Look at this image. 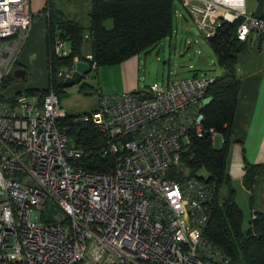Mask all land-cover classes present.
<instances>
[{
    "label": "built area",
    "instance_id": "1",
    "mask_svg": "<svg viewBox=\"0 0 264 264\" xmlns=\"http://www.w3.org/2000/svg\"><path fill=\"white\" fill-rule=\"evenodd\" d=\"M179 1L207 39L222 21L239 20V40L264 42V17L246 0ZM31 23L28 0H0V264H230L204 232L215 180L179 167L192 137L213 145L221 135L204 120L214 76L98 92L97 106L73 121L97 128L98 150L113 163L86 169L81 159L96 144L69 142L55 89L31 79L23 86L13 74ZM64 41L54 36L55 54Z\"/></svg>",
    "mask_w": 264,
    "mask_h": 264
},
{
    "label": "trees",
    "instance_id": "2",
    "mask_svg": "<svg viewBox=\"0 0 264 264\" xmlns=\"http://www.w3.org/2000/svg\"><path fill=\"white\" fill-rule=\"evenodd\" d=\"M172 1L90 0L89 22L85 25L77 19L67 17L57 0H46L43 11L48 18L50 39L47 56L50 85L55 89V81L57 87L63 86L58 82L60 69L70 68L74 56L86 59L83 54L86 43L97 66L118 63L158 43L172 31ZM107 20H110L109 24H106ZM238 23L239 20L222 21L218 25L216 34L208 39L222 71L214 76V81L207 89L211 99L204 106V120L206 125H212L223 131L225 143L218 148L211 144L207 135L192 137L181 152L179 167H183V170L190 174L204 169L206 174L215 180L216 195L204 231L205 236L217 243L229 255L230 264H264V210L255 209V217L249 219V223L243 226L242 211L235 200V189L227 171L226 142L239 88L234 63L237 53L245 51L249 42L237 38ZM85 33L87 39L84 38ZM55 35H60L69 41V54L59 56L54 53L52 44ZM11 78L13 75L9 74L4 83H8ZM78 87L83 93L93 91L86 81L79 83ZM74 115V113H65L60 118L64 123H68L67 131L74 135L76 142L82 141L91 148L96 146L92 148L91 153L81 159V164L90 170H108L113 158L98 150L97 144L101 134L92 123L73 121ZM92 144L96 145L92 146ZM259 167L261 166H246L242 175L243 185L251 191L250 202ZM222 188H224L223 192H221Z\"/></svg>",
    "mask_w": 264,
    "mask_h": 264
},
{
    "label": "crops",
    "instance_id": "3",
    "mask_svg": "<svg viewBox=\"0 0 264 264\" xmlns=\"http://www.w3.org/2000/svg\"><path fill=\"white\" fill-rule=\"evenodd\" d=\"M45 1L46 0H28L29 11L32 15V23L26 32L24 41L18 52L17 62H15V65H18V67L26 69L25 78H27V80L31 79L39 85L46 84L47 80L50 78V68L47 59L50 40L48 35V18L43 11ZM57 3L61 6L62 12L67 17L77 19L80 22L84 17V21L86 22H84V24H88L90 0H84L80 4L77 3V0H57ZM172 4L174 14L172 15L173 24L174 16H179L181 20L179 26L177 22L175 23L176 30L178 27H185L184 25L188 21L187 15L194 22L193 16L181 5L179 0H173ZM173 30L174 29H172L171 33L167 36H171ZM86 37L87 34L85 33L84 38ZM251 40L248 42V48L245 51L237 53L234 63L235 74L239 79V88L236 96L233 119L230 125V132L226 142L228 147L227 171L231 176V173H236L240 183L245 189L247 188L242 183V175L246 166H261L258 168L256 178L264 171V42H261L260 38H258V42L251 44ZM69 52L70 43L65 40L63 54L67 55ZM83 54L86 59L74 56L73 63L76 59H83L89 62L90 59H88L87 56L91 53L89 52V45L87 43L84 46ZM139 57L140 53L138 52L118 63L97 66L95 62L96 66L92 69H98L97 74H99L98 78L100 85L97 93H117L141 89L143 86L139 85L137 82V71L138 65L140 64ZM113 68L119 69L120 73L119 75L117 72L120 79L118 89L109 88V84H104L106 80H103L105 75L109 76L107 72H111ZM92 69L90 68V71ZM88 75L89 72L86 74L83 82L88 79ZM78 85L79 84H75L73 87L76 88V93L82 95L77 89ZM97 102L98 96L97 101L95 99V105L87 109L90 110L95 108ZM86 107L87 106H85V108ZM223 127L225 126L223 125ZM218 131L221 134H217L220 136L221 145L219 147H221L225 143L226 138L223 131ZM213 146L215 147V143ZM247 190L250 195L251 191L249 189ZM261 210H264V208Z\"/></svg>",
    "mask_w": 264,
    "mask_h": 264
},
{
    "label": "rangeland",
    "instance_id": "4",
    "mask_svg": "<svg viewBox=\"0 0 264 264\" xmlns=\"http://www.w3.org/2000/svg\"><path fill=\"white\" fill-rule=\"evenodd\" d=\"M83 1L84 0H77V3L80 4ZM256 3L257 0H246L247 7L250 10L254 9ZM82 19L81 23L84 24V17ZM187 19L189 22L187 21L184 25L185 27H178L176 30L175 23L177 22L179 26L181 20L179 16H174V24L172 28L174 30L172 35L162 38L155 45L139 52L140 64L138 65L137 71V82L139 85L148 86L154 81L165 83L167 80L190 76L194 73L201 76H216L221 73L222 67L218 64L214 49L188 15ZM109 22L110 20H107L106 24H109ZM252 39L251 44L258 42V36L255 34ZM20 42L21 41H19V43ZM97 71L98 69H92L89 71L88 79L86 80L90 87H92L93 91L87 93L80 91L82 95L76 93V88H74L73 85L68 87H57V83L54 81L55 91L60 98L56 109L57 116H60L65 112L74 114L82 113L83 111L88 110L87 108L95 105V99L97 101L98 96L96 93L100 86L98 78L99 74H97ZM117 72L119 73V69L113 68L111 72H107L109 76L105 75L103 78V80H106L104 84H109V88L118 89L120 84V73L118 75ZM22 80L24 81L23 86H26L27 79ZM13 81L14 79H11L10 83ZM47 83L50 85L49 80H47ZM77 89L79 90L78 86ZM208 97L209 102L211 96L207 94V98ZM85 106L87 107L85 108ZM60 121H62V119H60ZM62 123H64V121H62ZM67 136L69 142L74 141V135L70 131H67ZM99 143H101L100 138ZM214 143L215 147L221 145L219 135L215 136ZM198 174L204 176L207 175L204 169H200ZM231 174V184L235 189V200L242 211L243 226L245 227L249 223L252 211L264 208V171L261 172L259 177L254 181L251 202L249 192L240 183L238 175H236V173ZM223 190L224 188H222L221 192H223Z\"/></svg>",
    "mask_w": 264,
    "mask_h": 264
},
{
    "label": "water",
    "instance_id": "5",
    "mask_svg": "<svg viewBox=\"0 0 264 264\" xmlns=\"http://www.w3.org/2000/svg\"><path fill=\"white\" fill-rule=\"evenodd\" d=\"M254 14L261 17L264 13V0H257L254 8ZM69 71V72H68ZM90 71V63L83 59H76L70 68H61L58 73V82L63 86H71L83 82L86 74ZM26 69L23 67H15L13 74L15 77L25 78ZM141 96H146L142 93Z\"/></svg>",
    "mask_w": 264,
    "mask_h": 264
}]
</instances>
